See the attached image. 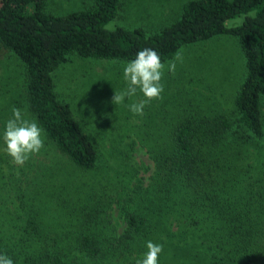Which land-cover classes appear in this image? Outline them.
Returning <instances> with one entry per match:
<instances>
[{"label": "trees", "instance_id": "trees-1", "mask_svg": "<svg viewBox=\"0 0 264 264\" xmlns=\"http://www.w3.org/2000/svg\"><path fill=\"white\" fill-rule=\"evenodd\" d=\"M50 2L0 0V254L13 264H135L151 241L163 246L159 264H264V0H188L152 33L107 27L125 0L65 15ZM219 36L235 38L244 58L227 106L200 107L198 74L184 73L142 116L107 112L105 140L84 130L56 84L71 57L122 67L151 48L166 63ZM12 56L16 73L2 62ZM113 79L110 95L127 88L121 72ZM13 107L43 129L44 147L23 167L2 139Z\"/></svg>", "mask_w": 264, "mask_h": 264}, {"label": "rangeland", "instance_id": "rangeland-1", "mask_svg": "<svg viewBox=\"0 0 264 264\" xmlns=\"http://www.w3.org/2000/svg\"><path fill=\"white\" fill-rule=\"evenodd\" d=\"M187 1L125 0L124 11L107 27L120 26L127 29L135 27L152 33L171 25L179 15L182 5ZM88 4L89 0H51L46 10L55 15H65L82 10ZM237 23L240 24L241 21L237 20ZM183 50L180 54L181 59L176 60L174 74L169 73L165 68L162 84L169 86V80L172 78H177V83H179L181 79H178V76L188 72H197L198 76L195 78L197 88L195 89L198 97L195 98L197 100L195 103L200 107L230 105L234 85L244 78V58L236 39L230 36H219ZM197 57L201 59L197 60ZM2 62L8 63L15 73L19 71L15 57H8ZM164 64L167 65L168 62ZM125 66L126 63L120 67L113 61L83 60L71 57L68 64L54 74L59 91L72 101L71 103L65 98L71 103L75 118L80 121L84 130L88 129L91 134H95L96 138L106 140L104 132L109 129H106L107 112L112 111V114L117 112L118 116H123L128 112L124 104L112 103L113 95H110V92L116 88V84L112 82H117L113 79V75L121 72L123 76ZM11 73L14 75L13 71ZM7 78L11 81L13 76H7ZM171 86L166 93H173ZM136 95L141 97V100L143 99L139 91ZM132 102L135 101L130 103ZM112 105L115 107L111 108ZM153 112L154 106L149 113ZM148 123L152 125L151 119H148ZM112 137L115 139V136ZM136 155L143 162H149L145 153Z\"/></svg>", "mask_w": 264, "mask_h": 264}, {"label": "clouds", "instance_id": "clouds-1", "mask_svg": "<svg viewBox=\"0 0 264 264\" xmlns=\"http://www.w3.org/2000/svg\"><path fill=\"white\" fill-rule=\"evenodd\" d=\"M180 59L181 55L177 53L174 60L165 65L159 53L154 49L144 48L138 51L135 59L127 62L123 69V78L128 87L120 93L114 92L112 103L124 104L132 114L142 116L146 105L162 98L163 84L161 81L165 68L169 73L174 74L176 60ZM137 91L142 94L143 99L126 104V99H131ZM11 112L12 116L5 124L2 139L5 151L12 163L17 167H23L44 147L43 129L35 120L28 119L21 109L13 107ZM146 249L147 251L136 260L135 264H159L163 246L148 241ZM0 264H13V260L7 255L0 254Z\"/></svg>", "mask_w": 264, "mask_h": 264}]
</instances>
